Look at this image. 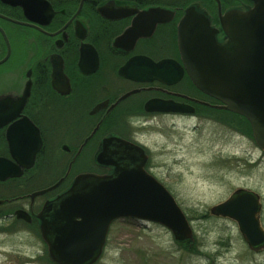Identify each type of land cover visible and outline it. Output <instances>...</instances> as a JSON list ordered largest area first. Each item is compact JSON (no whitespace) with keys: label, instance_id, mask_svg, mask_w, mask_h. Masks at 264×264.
Returning <instances> with one entry per match:
<instances>
[{"label":"flooded vegetation","instance_id":"flooded-vegetation-1","mask_svg":"<svg viewBox=\"0 0 264 264\" xmlns=\"http://www.w3.org/2000/svg\"><path fill=\"white\" fill-rule=\"evenodd\" d=\"M191 6L218 27L208 0H0V234L36 236L45 252L44 204L76 175L106 172L95 154L107 137L141 147L149 173L138 137L151 123L236 126L187 74L177 28Z\"/></svg>","mask_w":264,"mask_h":264},{"label":"water","instance_id":"water-1","mask_svg":"<svg viewBox=\"0 0 264 264\" xmlns=\"http://www.w3.org/2000/svg\"><path fill=\"white\" fill-rule=\"evenodd\" d=\"M215 1L217 28L200 8L185 10L177 28L179 51L195 86L220 101L224 110L243 117L264 152V0H246L244 8L232 6L222 13ZM115 140L103 139L95 154L96 163L107 168L104 174L76 175L37 217L49 263H96L111 222L120 218L157 223L180 245L194 239L173 196L145 170V151ZM210 211L235 220L249 249L264 247L257 194L235 190Z\"/></svg>","mask_w":264,"mask_h":264},{"label":"rangeland","instance_id":"rangeland-1","mask_svg":"<svg viewBox=\"0 0 264 264\" xmlns=\"http://www.w3.org/2000/svg\"><path fill=\"white\" fill-rule=\"evenodd\" d=\"M228 122L160 119L138 137L148 149L149 173L171 189L185 214L192 244H178L157 223L120 218L111 222L94 264H264V247L249 249L235 220L210 211L234 190L249 189L259 196L264 229V152L239 118L236 126ZM43 256L36 236L0 234V264H50Z\"/></svg>","mask_w":264,"mask_h":264},{"label":"trees","instance_id":"trees-1","mask_svg":"<svg viewBox=\"0 0 264 264\" xmlns=\"http://www.w3.org/2000/svg\"><path fill=\"white\" fill-rule=\"evenodd\" d=\"M239 1H241V0H220V2L222 4H226V5L235 4V3H238ZM238 118L240 121L239 125L242 127V130H245L248 134H250V128H249L248 122L243 117L238 116ZM191 244L192 243H187V246L191 245Z\"/></svg>","mask_w":264,"mask_h":264}]
</instances>
